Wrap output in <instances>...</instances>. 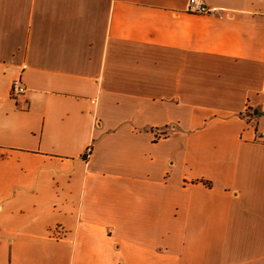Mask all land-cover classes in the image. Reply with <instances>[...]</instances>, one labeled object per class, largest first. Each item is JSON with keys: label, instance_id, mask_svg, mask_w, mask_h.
Masks as SVG:
<instances>
[{"label": "crops", "instance_id": "1", "mask_svg": "<svg viewBox=\"0 0 264 264\" xmlns=\"http://www.w3.org/2000/svg\"><path fill=\"white\" fill-rule=\"evenodd\" d=\"M203 1L0 0V264H264V0Z\"/></svg>", "mask_w": 264, "mask_h": 264}, {"label": "built area", "instance_id": "2", "mask_svg": "<svg viewBox=\"0 0 264 264\" xmlns=\"http://www.w3.org/2000/svg\"><path fill=\"white\" fill-rule=\"evenodd\" d=\"M187 10L194 13H210L212 8L209 7L203 0H187ZM26 92V86L20 78H16L12 81L10 86V96L17 98ZM54 237H62V231L56 227L54 229Z\"/></svg>", "mask_w": 264, "mask_h": 264}]
</instances>
